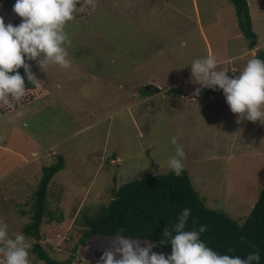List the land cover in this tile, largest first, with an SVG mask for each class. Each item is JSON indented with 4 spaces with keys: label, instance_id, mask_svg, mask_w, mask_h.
Instances as JSON below:
<instances>
[{
    "label": "rangeland",
    "instance_id": "374dc122",
    "mask_svg": "<svg viewBox=\"0 0 264 264\" xmlns=\"http://www.w3.org/2000/svg\"><path fill=\"white\" fill-rule=\"evenodd\" d=\"M247 1L255 48L229 0H77L65 27L71 68L41 70L26 61L42 96L0 115V219L9 236L32 221L31 199L44 168L64 157L49 202L65 218H46L31 249L39 242L58 253L52 258L60 264L72 256L73 264H98L112 238L96 237L75 253L76 242L64 249L62 243L106 216L123 186L172 171L173 136L208 207L244 225L264 188V124L238 123L222 90L203 89L198 105L186 100L200 87L190 75L194 59L215 55L232 77L249 50L264 52V0ZM14 3L0 6L9 23ZM149 242L153 252L171 253L169 243Z\"/></svg>",
    "mask_w": 264,
    "mask_h": 264
},
{
    "label": "clouds",
    "instance_id": "9594fccd",
    "mask_svg": "<svg viewBox=\"0 0 264 264\" xmlns=\"http://www.w3.org/2000/svg\"><path fill=\"white\" fill-rule=\"evenodd\" d=\"M12 10L22 18L19 25H6L0 17V105L9 108L13 101L24 97L26 81L33 85L39 82L26 61H37L41 70L49 64L65 70L71 68L65 27L74 19L77 0H15ZM249 56L239 75L232 77L219 69L220 61L215 55L194 59L190 75L200 87L186 101L198 105L197 98L203 89L222 90L230 111L239 118L238 123L247 120L264 124V59L259 58L255 49L249 50ZM170 142L176 147L167 166L180 176L185 168V152L177 137H171ZM190 214L191 210L185 208L171 230L166 226L163 237L171 245L170 254L153 252L155 245L147 239L142 246L141 239L128 237L121 230L112 236V246L103 252L98 264H260L258 251L240 257L220 254L207 246L201 240L206 226L185 230ZM30 239L22 232L10 237L7 223L0 219V264H30Z\"/></svg>",
    "mask_w": 264,
    "mask_h": 264
},
{
    "label": "trees",
    "instance_id": "16d2710c",
    "mask_svg": "<svg viewBox=\"0 0 264 264\" xmlns=\"http://www.w3.org/2000/svg\"><path fill=\"white\" fill-rule=\"evenodd\" d=\"M6 1L0 0V6L4 5ZM229 1L236 8L242 32L245 37L251 40V48H255L258 37L253 31L248 1ZM0 17H3L6 25L9 24L5 16L0 14ZM13 17L10 24L19 25L22 18L16 14ZM257 55L264 59V52ZM19 71L21 75H24L23 68ZM143 95H152V92L145 90ZM39 96H42L39 82L33 85L26 81L24 97L19 102L13 101L11 108L0 105V115H10L22 110L35 103ZM64 160V157H60L56 166L44 168L39 188L31 199L32 221L25 226L22 232L31 238L30 241L32 239L41 240V227L46 218L49 223H53L55 220L63 221L65 218V215L55 207L52 208V204L49 202V186L55 175L64 167ZM185 208L191 210L185 230H198L201 225L206 226V231L201 234V240L207 246L220 254L240 257H246L248 254L258 251L261 256L260 264H264V188L248 221L244 225H240L223 212L208 207L206 201L194 188L186 170L180 176H176L173 171H170L123 186L113 199L106 216L100 217L94 222L87 221V227L80 232V236H77L74 231V238L63 242L61 247L62 249L73 247V243L76 242L73 249L75 253L80 248L87 247L92 239L96 237L112 238L121 230L124 235L141 239V241L147 239L157 243H168V238L163 237V232L166 226L171 230ZM23 214L26 215V212ZM229 249H234V252H229ZM50 250L48 245L35 243L33 249H30V254L33 255V257L30 255V262H33L32 264H60L57 258H52L53 254L58 255V253ZM73 260L72 256L64 264H73Z\"/></svg>",
    "mask_w": 264,
    "mask_h": 264
},
{
    "label": "crops",
    "instance_id": "0c3cea01",
    "mask_svg": "<svg viewBox=\"0 0 264 264\" xmlns=\"http://www.w3.org/2000/svg\"><path fill=\"white\" fill-rule=\"evenodd\" d=\"M251 4H252V3H251ZM249 6H250V5H249ZM250 12H252V10H251ZM250 14H251V13H250ZM251 16H252V22H253V21H254V17H253L254 14L252 13ZM10 173H11V172H10ZM4 175H6V174H4Z\"/></svg>",
    "mask_w": 264,
    "mask_h": 264
}]
</instances>
